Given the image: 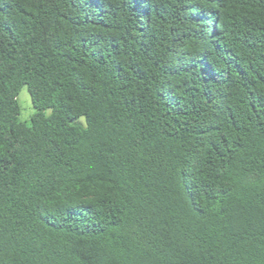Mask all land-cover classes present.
I'll return each instance as SVG.
<instances>
[{
  "label": "trees",
  "instance_id": "trees-1",
  "mask_svg": "<svg viewBox=\"0 0 264 264\" xmlns=\"http://www.w3.org/2000/svg\"><path fill=\"white\" fill-rule=\"evenodd\" d=\"M0 264H264V0H0Z\"/></svg>",
  "mask_w": 264,
  "mask_h": 264
},
{
  "label": "rangeland",
  "instance_id": "rangeland-1",
  "mask_svg": "<svg viewBox=\"0 0 264 264\" xmlns=\"http://www.w3.org/2000/svg\"><path fill=\"white\" fill-rule=\"evenodd\" d=\"M18 104L20 106V118L22 121L29 120L33 113L29 94L25 87H23L18 95Z\"/></svg>",
  "mask_w": 264,
  "mask_h": 264
}]
</instances>
